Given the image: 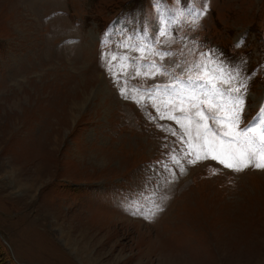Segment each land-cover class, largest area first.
I'll return each instance as SVG.
<instances>
[{
	"label": "rangeland",
	"instance_id": "obj_1",
	"mask_svg": "<svg viewBox=\"0 0 264 264\" xmlns=\"http://www.w3.org/2000/svg\"><path fill=\"white\" fill-rule=\"evenodd\" d=\"M156 2L0 0V264H264V170L173 178L179 126L133 99L172 82L138 65L187 80L211 49L248 79L243 127L264 107V0Z\"/></svg>",
	"mask_w": 264,
	"mask_h": 264
},
{
	"label": "snow or ice",
	"instance_id": "obj_2",
	"mask_svg": "<svg viewBox=\"0 0 264 264\" xmlns=\"http://www.w3.org/2000/svg\"><path fill=\"white\" fill-rule=\"evenodd\" d=\"M162 3L163 0H157L154 7L159 8L163 14L165 10L161 8ZM205 14L206 11L201 9L190 15L195 22ZM183 15L181 11L174 19H179ZM169 22L165 18L162 24L166 25ZM166 34V28L162 27L159 35ZM139 51L143 53L145 49L141 47ZM157 55L163 59L169 53L161 52ZM116 58L115 55L111 56L107 70L113 75L114 80L120 83L111 65V61ZM141 69L145 75L152 74L153 78L155 74H160L169 76L172 80L169 84L153 85L143 90L144 95L138 100L135 97L133 99L140 104L146 95L156 108L160 119L174 121L179 126L181 134L177 139L181 144L180 154L177 155L176 149H173L170 155V160L176 167L169 168L167 163L160 162L173 178L177 169L180 174H184V163L195 165L208 159L217 161L224 168L237 173L248 168L264 170V107H261L257 115L243 127L241 126L249 84L242 71L225 67L224 62L217 59L211 49L200 53V59L187 68L189 73L187 80L172 76L155 60L147 65H138L136 76L141 75ZM137 91L140 89H133V92ZM120 94L127 98L125 88L120 89ZM158 100L162 101V107L157 103ZM170 131L172 135H177L175 129ZM134 214L147 218V214L141 211Z\"/></svg>",
	"mask_w": 264,
	"mask_h": 264
},
{
	"label": "bare ground",
	"instance_id": "obj_3",
	"mask_svg": "<svg viewBox=\"0 0 264 264\" xmlns=\"http://www.w3.org/2000/svg\"><path fill=\"white\" fill-rule=\"evenodd\" d=\"M85 264V263H84Z\"/></svg>",
	"mask_w": 264,
	"mask_h": 264
}]
</instances>
